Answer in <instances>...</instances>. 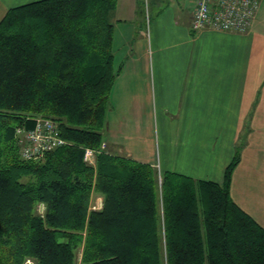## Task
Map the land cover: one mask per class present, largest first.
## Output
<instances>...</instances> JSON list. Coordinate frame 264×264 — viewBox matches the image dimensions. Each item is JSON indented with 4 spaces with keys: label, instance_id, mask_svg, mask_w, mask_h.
I'll use <instances>...</instances> for the list:
<instances>
[{
    "label": "trees",
    "instance_id": "16d2710c",
    "mask_svg": "<svg viewBox=\"0 0 264 264\" xmlns=\"http://www.w3.org/2000/svg\"><path fill=\"white\" fill-rule=\"evenodd\" d=\"M117 1L41 0L0 22V264H264V228L230 194L242 145L222 183L101 149ZM41 118L66 143L24 159L18 131Z\"/></svg>",
    "mask_w": 264,
    "mask_h": 264
},
{
    "label": "crops",
    "instance_id": "0c3cea01",
    "mask_svg": "<svg viewBox=\"0 0 264 264\" xmlns=\"http://www.w3.org/2000/svg\"><path fill=\"white\" fill-rule=\"evenodd\" d=\"M37 1L0 0V22ZM195 2L117 1L106 149L222 183L242 145L230 194L264 228V0L247 33L193 30Z\"/></svg>",
    "mask_w": 264,
    "mask_h": 264
},
{
    "label": "built area",
    "instance_id": "2783aa9c",
    "mask_svg": "<svg viewBox=\"0 0 264 264\" xmlns=\"http://www.w3.org/2000/svg\"><path fill=\"white\" fill-rule=\"evenodd\" d=\"M263 0H196L191 27L195 31L211 29L215 31H231L247 33L253 28ZM21 156L33 159L42 156L66 142L61 137L56 123L51 119L41 118L32 130H19ZM101 149H106L102 143ZM92 148H86L84 161L95 165L97 154ZM93 209H100L94 206ZM24 264H35L33 259H27Z\"/></svg>",
    "mask_w": 264,
    "mask_h": 264
},
{
    "label": "rangeland",
    "instance_id": "374dc122",
    "mask_svg": "<svg viewBox=\"0 0 264 264\" xmlns=\"http://www.w3.org/2000/svg\"><path fill=\"white\" fill-rule=\"evenodd\" d=\"M98 198H102L100 195H94V197H93V200H92V202H91V208L93 209V207L94 206H97V207H99L100 205H101V201H100V204L98 205ZM102 200H103V198H102ZM97 201V202H96ZM103 205V204H102ZM38 210L40 211V212H42L43 211V206L41 205V206H39L38 207ZM80 257H81V252L79 251V254H78V261H79V263H80Z\"/></svg>",
    "mask_w": 264,
    "mask_h": 264
}]
</instances>
